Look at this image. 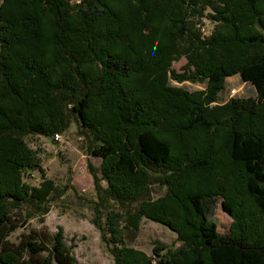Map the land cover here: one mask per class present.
Masks as SVG:
<instances>
[{"label": "trees", "instance_id": "obj_1", "mask_svg": "<svg viewBox=\"0 0 264 264\" xmlns=\"http://www.w3.org/2000/svg\"><path fill=\"white\" fill-rule=\"evenodd\" d=\"M200 1L0 0V264H74L61 231L51 247L32 235L6 239L16 229L9 205L47 192L46 182H22L39 160L21 136H53L66 114L92 137L108 183L100 197L141 200L135 213H106L120 264H264V0H207L217 25L202 38L192 19ZM181 52L177 73L170 65ZM235 75L257 97L214 105ZM154 183L166 194L144 199ZM219 197L230 233L207 242ZM142 216L180 245H154L153 259L126 247L120 222L137 230Z\"/></svg>", "mask_w": 264, "mask_h": 264}, {"label": "rangeland", "instance_id": "obj_2", "mask_svg": "<svg viewBox=\"0 0 264 264\" xmlns=\"http://www.w3.org/2000/svg\"><path fill=\"white\" fill-rule=\"evenodd\" d=\"M66 1L70 6L77 3V0ZM206 1L201 0L198 3L199 14L192 18L194 29L201 38L211 35L217 25L212 20L215 14L213 2L216 0ZM181 53L182 55L173 56L170 65V69L177 73L185 71L187 64L185 55ZM69 59L68 55L63 62L68 64ZM97 73L98 70L95 74ZM167 85L188 92L204 89L203 85L190 82L179 84L172 80ZM256 97L253 86L243 83L235 75L225 80L224 89L218 94L214 105H223L231 98ZM66 119L64 129L53 136H21L27 147L36 152L39 160L37 169L23 172L22 182L36 189H40L46 182L47 192L45 195L41 193L31 202L18 206L9 205L8 213L11 214L12 224L16 225V229L6 239L18 243L21 235H32L38 242L43 241L51 247L53 237L61 231L63 244L73 257L74 264H120L121 261L116 258L118 245L108 241L106 213L114 211L123 216L135 213L141 200L130 205H119L108 198L100 197L108 183L100 171L101 159L90 153L92 137L77 123L73 114H66ZM166 191L167 187L154 183L147 189L144 199L156 200L165 195ZM100 204H103L104 209H98ZM230 212V207L219 197L210 212L212 228L204 235L205 241L210 242L214 237L230 233L233 220ZM94 220L99 221L101 229L94 225ZM120 225L123 227L122 239L125 246L152 259L154 245L165 246L171 250L180 245L175 232L145 216L140 218L137 230L124 227L123 221ZM42 256H46V253L41 254ZM52 264L57 263L52 261Z\"/></svg>", "mask_w": 264, "mask_h": 264}]
</instances>
